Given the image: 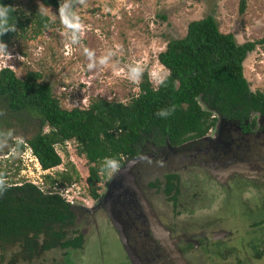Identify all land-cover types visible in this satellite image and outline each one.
Here are the masks:
<instances>
[{
    "label": "rangeland",
    "instance_id": "374dc122",
    "mask_svg": "<svg viewBox=\"0 0 264 264\" xmlns=\"http://www.w3.org/2000/svg\"><path fill=\"white\" fill-rule=\"evenodd\" d=\"M10 1L22 19L38 12L47 17V23L38 31L31 22L23 30L16 29L15 35L4 43L13 56L7 61V68L18 78L28 71L38 72V81L48 84L52 96L65 109L86 108L93 99L127 103L138 94V85L144 75L155 88L157 80L167 74V70L157 61V53L164 49L169 39L184 36L189 22L206 15L214 18L219 31L231 33L238 44L257 40L264 34V0H246L242 13L238 12V0H83V3L81 0H70L84 25L75 40L72 39L71 29H65L59 13L53 7L45 6L38 0ZM101 57H107V65L99 63ZM89 63L94 67L89 69ZM137 64L142 67L143 75L133 81L130 78L131 69ZM154 69L159 75L150 77ZM242 75L251 91L264 92V46L256 45L246 53ZM23 133L19 129L0 143V171L5 181H29L44 192L66 190L74 202L75 216L73 227L68 228L66 234L79 233L82 243L78 248L67 251L62 248L49 249L28 261L14 256L16 249L7 250L0 264H124L123 240L120 239L118 226L110 229L105 222L104 226L97 227V234L94 235L90 217L84 211L93 204L85 181L89 164L83 156L77 155L75 141L66 140L62 145H55L54 149L61 158L60 164L42 170L24 143L28 135ZM17 138L22 139L24 149L14 147ZM150 154L151 151L146 149L137 160L148 167L145 176L153 184L149 194L155 208L172 194L169 191L165 196L162 190L164 171L172 168L173 172V164H165L159 157ZM137 160L120 167L116 173L105 171L95 185L97 194H101L100 200L103 198L101 201L110 196L109 185L113 181L120 182L123 189L131 187L137 196L142 197L134 178ZM144 167L139 170L140 183H144ZM63 175L68 176L69 180L64 179ZM180 176L181 190L193 185L190 177L186 179V173ZM109 201L113 216L117 218L112 201ZM167 202L169 213L171 202ZM157 209L161 211V207ZM152 219L159 223L157 217ZM184 227L191 229L192 224ZM11 256L15 258L11 259Z\"/></svg>",
    "mask_w": 264,
    "mask_h": 264
},
{
    "label": "trees",
    "instance_id": "16d2710c",
    "mask_svg": "<svg viewBox=\"0 0 264 264\" xmlns=\"http://www.w3.org/2000/svg\"><path fill=\"white\" fill-rule=\"evenodd\" d=\"M38 1L56 12L62 3ZM245 3L238 0L239 13ZM0 4L12 6L10 0H0ZM13 15L19 30L31 22L38 31L47 23V17L38 12L24 19L16 12ZM15 33L0 35V42L9 41ZM256 45L264 46V34L238 44L206 15L189 22L184 36L169 39L157 53V61L167 70L165 84L153 88L144 75L138 94L127 103L93 99L82 109L62 108L48 84L38 81V72L28 71L18 78L4 67L0 70V143L22 129L28 135L24 143L39 167L48 170L61 162L54 146L75 141L77 155L89 164L85 178L89 195L96 198L95 185L105 174V158H115L122 166L123 159L136 157L146 142L167 140L173 145L186 137L201 136L213 125V112L239 120L250 111L263 112L264 92L251 91L242 75L243 59ZM173 107L166 118L156 115L160 109ZM14 147L24 149L22 142ZM0 176L4 178L1 171ZM63 178L69 180L66 175ZM8 184L0 196L1 261L3 253L12 249H16L14 256L28 261L49 249L80 246L79 233L66 234L75 220L73 204L29 181Z\"/></svg>",
    "mask_w": 264,
    "mask_h": 264
},
{
    "label": "flooded vegetation",
    "instance_id": "af4514ba",
    "mask_svg": "<svg viewBox=\"0 0 264 264\" xmlns=\"http://www.w3.org/2000/svg\"><path fill=\"white\" fill-rule=\"evenodd\" d=\"M211 117L213 125L201 136L173 145L146 142L136 157L123 159L121 167H126L149 149L152 157L173 164V172L164 171L162 190L165 196L172 194L158 202L160 212L149 194L153 184L145 176L148 167L138 160L134 178L141 198L119 182L105 201L100 194L84 208L94 235L105 222L110 229L118 226L122 263L132 264V257L135 264H264V111H250L242 120L215 112ZM183 172L193 185L181 190ZM188 224L191 229L184 227Z\"/></svg>",
    "mask_w": 264,
    "mask_h": 264
},
{
    "label": "clouds",
    "instance_id": "9594fccd",
    "mask_svg": "<svg viewBox=\"0 0 264 264\" xmlns=\"http://www.w3.org/2000/svg\"><path fill=\"white\" fill-rule=\"evenodd\" d=\"M81 3H83V0H81ZM16 11L17 9L13 6L0 4V35H4L8 32L16 31L15 17L13 15V13ZM58 13L61 23L64 25L65 29H71L73 33L72 39L75 40L76 34L83 31L84 25L80 22L79 15H77V13L73 10L70 0H64L63 3L59 4ZM12 58H13L12 53L8 51L7 45H5L3 42H0V70H2L4 67H7L8 66L7 61ZM99 63L101 65H107V57H101ZM93 67H94L93 64L91 63L88 64L89 69ZM142 75H143V69L139 64H137L135 67L131 69L130 78L133 81L139 80L142 77ZM154 75L155 76L159 75V73L155 69L153 70L152 73H150V77ZM166 80H167L166 76L161 79H158L157 87L165 84ZM174 110H175L174 107L169 109H160L156 113V115L161 118H166L167 116L171 115V113ZM21 141L22 139L17 138V140L14 143L15 144L20 143ZM120 167L121 164L117 159L105 158L102 164V171H110L112 173H116L119 171ZM9 187L10 185L8 184V182L6 183L5 179L2 176H0V196H2ZM72 204H74V202Z\"/></svg>",
    "mask_w": 264,
    "mask_h": 264
},
{
    "label": "built area",
    "instance_id": "2783aa9c",
    "mask_svg": "<svg viewBox=\"0 0 264 264\" xmlns=\"http://www.w3.org/2000/svg\"><path fill=\"white\" fill-rule=\"evenodd\" d=\"M39 187V186H38ZM40 188V187H39ZM66 190H64V192H59V194L61 195V197L68 203L72 204L73 201L71 200L72 197L70 195L67 194V192H65Z\"/></svg>",
    "mask_w": 264,
    "mask_h": 264
},
{
    "label": "water",
    "instance_id": "95a60500",
    "mask_svg": "<svg viewBox=\"0 0 264 264\" xmlns=\"http://www.w3.org/2000/svg\"><path fill=\"white\" fill-rule=\"evenodd\" d=\"M120 178H121V176H120ZM125 181H126V180H125ZM114 183H115L114 181L110 183V185H109L110 190H112ZM122 186H123V185H122ZM123 187H124V186H123ZM110 190H109V191H110ZM114 193H115V192H114ZM129 259H130V261L132 262V264H135V260H134L132 257H129Z\"/></svg>",
    "mask_w": 264,
    "mask_h": 264
}]
</instances>
